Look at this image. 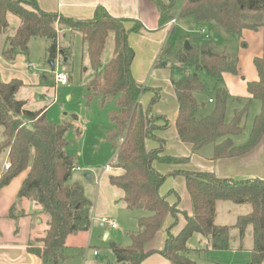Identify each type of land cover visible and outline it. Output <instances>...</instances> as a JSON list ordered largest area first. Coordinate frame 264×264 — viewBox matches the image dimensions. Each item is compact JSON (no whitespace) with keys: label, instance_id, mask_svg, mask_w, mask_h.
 I'll use <instances>...</instances> for the list:
<instances>
[{"label":"trees","instance_id":"1","mask_svg":"<svg viewBox=\"0 0 264 264\" xmlns=\"http://www.w3.org/2000/svg\"><path fill=\"white\" fill-rule=\"evenodd\" d=\"M159 10V26L173 19L174 0H152ZM19 20L15 33L8 36L2 51L7 61H13L18 53H28L30 39L44 37L48 41L51 59L66 48L58 44V30L66 26L71 33L78 32L93 77L86 85V96L100 97V103L111 100L114 104L109 111L112 128L106 138L116 144V162L120 174L109 175V181L121 189L123 201L128 209L144 210L147 215L137 218V226L129 232L130 243L121 246L111 242L108 246L118 264H143V260L158 253L172 264H196L189 256L187 241L194 233L208 238L213 248L228 249L230 226L216 225V202L232 200L249 203L251 210L239 215L234 224L240 235L245 228H252L253 248L251 264H260L264 259V179L246 178L240 180L221 179L210 172L172 171L169 175L181 174L190 196L192 214L188 216L175 204H169L160 193L166 175L153 167L154 161L168 164L184 163L187 157L164 155L163 140L156 131L164 129L169 122L165 116L153 114L151 105L159 98V90H153L149 106L143 108L140 95L146 90L132 76L130 65L133 50L127 41L128 32L143 29L138 20H133L128 29L129 19L114 17L103 7L97 6L93 17L74 20L55 12L39 8L36 0H0V33L8 28L7 15ZM192 15L197 23L217 26L222 31L239 36L243 29L263 28L264 0H185L178 13L179 17ZM197 32V36H200ZM196 39L191 49L181 48L174 52V59L181 70V77L172 81L178 110L175 127L179 139L190 145L192 152L213 144L212 159L236 157L252 150L264 135V36L263 55L254 59L257 79L247 83L250 99L260 104V111L254 116L250 133L241 145H234L231 137L243 131V119L247 106L235 110L230 121L225 120L228 91L222 84L225 73H237L238 58L235 53L218 50L209 40ZM110 38L109 56L103 58L106 43ZM166 65V64H165ZM200 71L215 80L213 108L203 117L196 111L199 103L194 92L202 90L204 84ZM22 81L0 79V126L3 139L0 152H6L9 167L0 176V186L26 171L18 189L17 200L9 209V218L24 216L18 209L22 199L34 206L32 214L44 218L45 230L40 238L27 246L31 253L40 256L46 264H61L66 238L90 227L93 202L88 199L79 181L70 182L72 171L77 167L75 160L66 152L64 137L67 125L50 121L46 108L30 110L26 101L17 98ZM163 121V124H158ZM158 141L154 149L146 148V139ZM182 213L185 224L173 234L171 228L177 224ZM167 215L173 222L167 228L162 249L148 248V243L162 228Z\"/></svg>","mask_w":264,"mask_h":264},{"label":"crops","instance_id":"2","mask_svg":"<svg viewBox=\"0 0 264 264\" xmlns=\"http://www.w3.org/2000/svg\"><path fill=\"white\" fill-rule=\"evenodd\" d=\"M36 2L39 8L44 11L55 12L74 20L92 18L97 6L103 7L114 17L129 19V21L125 22V26L128 29L132 26L133 20H138L142 24L143 29L139 32H128L127 34L128 44L133 50L130 69L133 78L138 83L145 84L146 82L147 87L151 89L149 92L142 93L140 96L142 107L147 108L149 106L153 96V90L161 87L163 79H168V77L166 78V69H164L167 65H165L166 62H161V54L168 41L169 27L171 28L172 26L170 23L159 26V10L152 0H36ZM7 20L8 28L6 32L0 33V79L3 82L18 79L22 81V87H24L27 84L26 81H28V77H33L37 73H29V71L33 69V64L29 62L28 59L25 60L22 54L16 55L12 62L7 61L3 57L2 51L6 45V39L8 36L15 33L19 25L18 18L12 14L7 15ZM197 24L201 26L204 25L200 23ZM204 26H206V24ZM208 27L210 28L208 32L210 36H214L215 32L220 30L217 26L208 25ZM64 33L74 35L78 32L71 33L68 27L61 26L58 30L57 37H59L60 34L66 36ZM263 36L262 27L255 30L243 29L239 36L234 35V38L231 37L235 42L234 52L220 50L226 53H235L238 58L237 73H225L223 75L222 84L228 91L225 117L228 110L231 117L235 110L242 109L245 106L248 107V101L254 100L250 99V94L247 91V83L257 79L254 59L263 55ZM189 43L190 45L193 44L190 41ZM59 46L65 48L60 42ZM164 84L166 92L163 93V91H159V98L151 105V112L153 114L165 116L169 124L166 128L157 130L156 135L164 141V155L188 158L185 163L168 164L159 161L153 162V167L161 174L166 175L160 187V193L166 197L169 204H175L180 211H183L188 216L192 214L191 200L186 188L185 178L181 174L174 176L169 175L172 171L210 172L218 178L231 180L246 178L264 179V135L252 150L236 157L212 159L213 144L206 145L198 151L192 152L190 145L182 142L176 131L175 118L177 115L178 103L172 88V83L165 80ZM21 88L17 93V98L26 101V108L30 110L46 108L47 114V102L44 104V101L39 100V96L42 95L43 98H47L52 94V91L42 87L39 93L40 95H36L37 102L30 107L27 104L28 99H26L25 95H20ZM194 96L199 103L198 115L203 117L209 114L213 108V99L211 97L208 98V102L211 103L212 106H207L204 102L200 103L198 93H194ZM257 109L258 106L254 105V111ZM158 124H163V121H159ZM232 137L231 139L234 145H241L245 143L248 134L240 138H238L239 136L237 135ZM145 143L147 149H154L159 146L158 141L152 138L146 139ZM3 154V163L5 165L7 162V154L6 152H3ZM4 165L1 167L0 176L5 170ZM106 166H108L107 169H105ZM75 171H80V167L77 166L72 173ZM121 171L120 168L107 164L96 178H92L90 175V180H87L84 178L83 174L75 175L74 180H70V182L79 181L82 184L85 196L93 202V208L89 229L71 234L66 238L63 248L64 259L61 264H118L115 262L108 248L111 242L117 243L112 237L114 236L113 232L123 231L122 226L119 225L114 218L120 214L126 215L128 211L134 213V211L139 210L128 209L123 201L121 189L112 185L109 181V175H117L120 174ZM25 175L26 171L11 179L6 185L0 186V264H46L40 256L31 253L27 248L28 244L34 242L36 238H40L45 230V224L43 223V226H41L42 222L40 218L32 214L34 211L33 204L26 199H22L17 206L18 209L22 208L24 210L25 215L18 218L8 217L9 209L17 200L18 189ZM222 202L226 203L223 205H225L226 211L230 213V220H233L229 221L231 223L222 221L217 222L219 216L218 204ZM233 203L237 205L238 202L232 200H220L216 202L215 224L219 226H230L231 230L232 228L236 229L237 232H231L229 230V241L233 236L237 238L235 246L231 247L228 241V249H215L211 241L206 237L204 238L206 239V251H209V254L216 255L218 253L224 254L230 252L231 255H240V257H231L229 262H220V257H214L213 259H209V264H251L253 242H251V244H243L244 237L246 236L245 232L249 225L245 228L243 235H240L239 229L234 226L237 217L247 214L251 210V207L244 213H240L234 210L232 206L234 205ZM232 211H234V213L231 215ZM145 214L147 215L144 211L140 212L136 215L137 217H135V220ZM108 219L114 220L117 224V228H111L107 222ZM172 222L173 217L167 215L162 228L148 243V248L155 250L162 249L167 235V228ZM184 224V215L179 213L177 224L171 228V232L176 234ZM131 231L126 232L128 238V234ZM249 237L252 238L251 227ZM187 247L189 248L188 256L193 260L191 257L193 249L188 245ZM94 251H97V254H94ZM242 254H244V258ZM193 261L195 262V260ZM143 264L172 263L164 259L158 253H153L143 260ZM260 264H264V259Z\"/></svg>","mask_w":264,"mask_h":264},{"label":"rangeland","instance_id":"3","mask_svg":"<svg viewBox=\"0 0 264 264\" xmlns=\"http://www.w3.org/2000/svg\"><path fill=\"white\" fill-rule=\"evenodd\" d=\"M184 1L185 0H174L173 13L175 15L173 18L176 19V23H174L171 28L169 27L168 41L161 54V62H166L167 65L164 69H166L165 72L167 73L166 78L168 77V79L162 80L163 84L158 88V90L163 91V93L166 92L164 84L165 80L171 83L174 80H178L181 76V70L178 69V63L174 59V52L183 48L185 41H190L194 44L196 43V39L203 40L204 34L197 36V32L200 31V28H203L206 33L209 32L210 29L208 25H198L192 15L185 17L178 16L181 5ZM169 22L170 21L167 23ZM64 35L66 36L60 34L57 40L58 44L60 42L62 46L67 49L68 54L64 56L61 52L57 53L56 57L52 59L55 65L53 70L50 67L49 61L51 58L49 57L47 50L48 44L44 37H35L29 41L27 55L18 53L19 55H24V59H28V61L33 64V69H31L29 73H37V76L34 75L33 77H28V81H26L27 84L24 87L21 86L22 88L20 87V95H25L26 99H28L27 104L32 107V105L37 102L36 95H40L39 93L42 87H45L49 91H55L57 101L47 107L46 116L54 123L67 125L64 134L67 141L66 152L73 157L76 165L80 167V171L72 173L70 180H74L75 175H83L86 173L90 174L92 178H96L105 165L110 164L113 166L116 162L115 154L117 146L106 138L107 132L112 128L109 119V111L113 109L114 104L111 100L105 101V103L102 104L100 103V97L89 98L86 96V85L93 77V70L90 66L84 46L82 45L79 33H75L74 35L64 33ZM231 37L234 38V35L226 33L220 29L219 31H216L214 36H211L209 40L218 50L234 52L235 42ZM109 49L110 38L107 40L103 58L108 56ZM55 73L66 74L68 78L67 84L56 85L55 87ZM198 76L204 84V88L195 91L194 93H198L200 103L204 102L207 106H212V104L208 102V98L211 97L213 99L215 80L208 76L205 71H200ZM141 84L143 87H146V90L143 93H147L151 90L147 87L146 82L145 84ZM47 98H43L42 95L39 96V100L44 101V104L45 102L48 104ZM248 103L249 106L247 107V112L243 119V131L237 135L239 136L238 138L245 137L247 134L249 136L252 120L260 111V104L258 101L250 100ZM254 105L258 106V109L255 111ZM198 109L196 115L200 117L198 115ZM232 116L230 117L228 110L225 120L227 122L230 121ZM2 130L3 129L0 126V142L2 141ZM3 161L4 154L3 152H0V170L4 165ZM223 204L226 203L222 202L218 204L219 216L217 222L222 221L225 223H231L229 221L233 220H230V213L226 211L224 207L225 205ZM232 206L235 211H239L240 213H244L250 208V204L245 202L237 203V205L234 204ZM143 211L136 210L134 213L128 211L127 214L125 213L126 215L120 214L114 218L123 229V231L113 232L114 236L112 237L117 243L122 246L129 243V238L126 235V232L136 229L137 220H135V217ZM144 212L148 214L147 211ZM232 213H234V211L231 212V215ZM41 222V226H43V217ZM250 227L251 226L249 225L245 232L246 236L244 237L243 244H251V242H253V238L249 237ZM230 231L237 232L234 228H232V230L230 228ZM229 243L231 247L235 246L237 238H235V236L231 237ZM205 244L206 239L198 233L192 234L187 241V245L193 249L191 257L195 260L196 264H209V259H213L214 257H220V262H229L231 257H240V255H231L230 252L224 254L218 253L216 255L209 254V251H206ZM242 257L244 258V254H242Z\"/></svg>","mask_w":264,"mask_h":264},{"label":"built area","instance_id":"4","mask_svg":"<svg viewBox=\"0 0 264 264\" xmlns=\"http://www.w3.org/2000/svg\"><path fill=\"white\" fill-rule=\"evenodd\" d=\"M176 22V19L173 18L170 20V24H174ZM200 33L202 34H205L206 35V31L203 29V28H200ZM68 82V78L66 76V74L64 73H55L54 75V83H55V87L56 85H66ZM47 101H48V106L54 104L57 100H56V94H55V91L53 90L52 91V94L47 98ZM211 101V100H210ZM9 167V164L6 162L5 165H4V168L7 169ZM108 166L105 167V169H107ZM107 222L109 223V225L111 226V228L115 229L117 228V224L114 220L112 219H108ZM94 254H97V251H94Z\"/></svg>","mask_w":264,"mask_h":264},{"label":"water","instance_id":"5","mask_svg":"<svg viewBox=\"0 0 264 264\" xmlns=\"http://www.w3.org/2000/svg\"><path fill=\"white\" fill-rule=\"evenodd\" d=\"M183 48L184 49H191L190 43L188 41H185ZM49 63H50L51 69L53 70L54 69V66H55L53 60L51 59L49 61ZM84 178H86L87 180H90V174H88V173L84 174Z\"/></svg>","mask_w":264,"mask_h":264}]
</instances>
